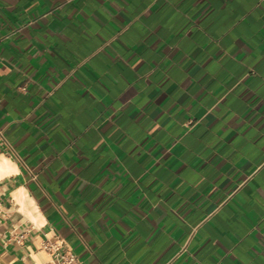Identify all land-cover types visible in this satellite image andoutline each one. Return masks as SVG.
Listing matches in <instances>:
<instances>
[{
  "label": "crops",
  "instance_id": "0c3cea01",
  "mask_svg": "<svg viewBox=\"0 0 264 264\" xmlns=\"http://www.w3.org/2000/svg\"><path fill=\"white\" fill-rule=\"evenodd\" d=\"M0 130L80 264H264V0H0Z\"/></svg>",
  "mask_w": 264,
  "mask_h": 264
},
{
  "label": "clouds",
  "instance_id": "9594fccd",
  "mask_svg": "<svg viewBox=\"0 0 264 264\" xmlns=\"http://www.w3.org/2000/svg\"><path fill=\"white\" fill-rule=\"evenodd\" d=\"M0 161H3L5 165L11 164L10 168L0 167V185H3L4 181L11 177L22 176L20 166L4 152H0ZM6 194L12 201V207L7 209L8 215L4 216L3 213L6 210L4 204L0 203V224L6 219H11L14 230L33 233L31 245H26L33 264H55L53 256L47 254L42 247L45 241H51L56 236L55 228L50 225L36 199L23 183H20L11 192H8L7 185H4L3 189H0V197H4ZM17 217H19L18 222H16ZM64 244L65 241L56 240L52 253L58 252Z\"/></svg>",
  "mask_w": 264,
  "mask_h": 264
},
{
  "label": "built area",
  "instance_id": "2783aa9c",
  "mask_svg": "<svg viewBox=\"0 0 264 264\" xmlns=\"http://www.w3.org/2000/svg\"><path fill=\"white\" fill-rule=\"evenodd\" d=\"M6 147V141L3 136L2 131L0 130V151ZM21 237V236H20ZM56 242L45 241L42 246L43 249L48 252L49 255L53 256L55 264H80L78 258L70 250L64 248L63 246L56 253H52V248L55 246ZM185 246L180 248L179 253L185 251Z\"/></svg>",
  "mask_w": 264,
  "mask_h": 264
},
{
  "label": "bare ground",
  "instance_id": "6f19581e",
  "mask_svg": "<svg viewBox=\"0 0 264 264\" xmlns=\"http://www.w3.org/2000/svg\"><path fill=\"white\" fill-rule=\"evenodd\" d=\"M0 167H5V164L3 161H0Z\"/></svg>",
  "mask_w": 264,
  "mask_h": 264
}]
</instances>
